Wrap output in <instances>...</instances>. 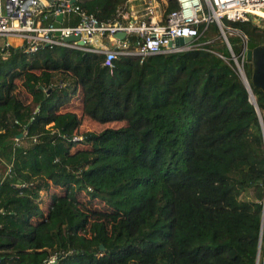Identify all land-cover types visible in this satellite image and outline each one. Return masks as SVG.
I'll return each mask as SVG.
<instances>
[{
	"label": "trees",
	"instance_id": "trees-1",
	"mask_svg": "<svg viewBox=\"0 0 264 264\" xmlns=\"http://www.w3.org/2000/svg\"><path fill=\"white\" fill-rule=\"evenodd\" d=\"M126 1L77 3L112 21ZM176 8L168 0L164 13ZM230 24L264 42V26ZM199 32L219 36L215 23ZM215 52L229 57L213 40L108 66L63 46H0V264L54 252L55 264H256L259 243L262 260L263 130L233 62ZM244 70L264 128V93L249 61ZM77 97L83 116L123 124L79 133L81 117L62 110Z\"/></svg>",
	"mask_w": 264,
	"mask_h": 264
},
{
	"label": "built area",
	"instance_id": "built-area-1",
	"mask_svg": "<svg viewBox=\"0 0 264 264\" xmlns=\"http://www.w3.org/2000/svg\"><path fill=\"white\" fill-rule=\"evenodd\" d=\"M78 0H0V37L8 38L1 47L14 45L33 52L41 47L63 46L105 56L104 65L119 56H136L143 61L147 56L163 53H176L199 47L206 42L199 41V27L215 23L219 39L229 51V57L215 52L225 60L233 62L235 71L244 79L246 63L247 36L230 22L251 20L258 27L264 26V0H175L177 8L164 13L161 1L168 0H127L116 11L112 21H101L94 14L81 9ZM136 5V6H135ZM165 7V6H164ZM162 10L160 16L158 14ZM62 15L60 26L53 23ZM118 31L126 33L124 39L114 37ZM58 32V34H56ZM239 38L240 52H233L228 35ZM76 40L65 41L68 36ZM177 37H191L182 46H168ZM82 41V44L79 43ZM264 43V42H263ZM18 136L15 144L19 142ZM35 140V138H34ZM58 253L49 255L42 264H55ZM264 264V257L260 260Z\"/></svg>",
	"mask_w": 264,
	"mask_h": 264
},
{
	"label": "water",
	"instance_id": "water-1",
	"mask_svg": "<svg viewBox=\"0 0 264 264\" xmlns=\"http://www.w3.org/2000/svg\"><path fill=\"white\" fill-rule=\"evenodd\" d=\"M56 20L53 25L55 27H59L60 26V21L62 20V15H58L56 17ZM56 34H58V32H56ZM126 36V33L123 31H118L114 34V37L117 39H124ZM77 36L71 35L68 37H65L64 40L65 41H72V40H76ZM192 40L191 37H177L175 38L173 41H170L168 43V46H172L173 44L175 46H182L184 44L189 43ZM80 44H82V41H79ZM245 57L246 60L250 62L251 64V75H250V79H251V83L253 85V87L260 89L263 93H264V43H256V42H252V41H248L247 45H246V53H245ZM242 82L244 83L246 90L248 92V96L249 99L251 101V103L254 105L258 117H259V121L263 130V135H264V128H263V123H262V118L260 116V112L258 110L257 104H256V99L252 93L251 87H250V83L248 81V78L245 76L244 79H242ZM21 134L18 135V137H20ZM264 220V200H263V212H262V223ZM101 249H103V246H100ZM259 254H260V243L258 245V250H257V256H256V264H258V259H259Z\"/></svg>",
	"mask_w": 264,
	"mask_h": 264
},
{
	"label": "rangeland",
	"instance_id": "rangeland-1",
	"mask_svg": "<svg viewBox=\"0 0 264 264\" xmlns=\"http://www.w3.org/2000/svg\"><path fill=\"white\" fill-rule=\"evenodd\" d=\"M213 34L211 36L213 38V40H218L219 42H221V40L219 39V36L216 33H213ZM228 37H229V39H230V41L232 43H235V40H236L237 37L234 34L228 35ZM5 41H8V38H1L0 37V44L2 42H5ZM10 43H12V44H14V46H16L15 44L17 43V41L14 40V39H10ZM55 79H56V77H55ZM13 92L21 100H23L25 102H28L31 99V97L26 94L25 90L21 86L20 80L16 81V85H15V88H14ZM62 110L63 111L71 110V111L75 112L78 116L81 117L82 124L79 127V129H78L79 133H83V132H86V131L99 132V131L103 130L104 128H107V127H119V126H121L123 124L122 122L98 123V122H95V121L89 119L86 116H83L79 97L73 99V101L69 104V106L67 108H65V109H62ZM56 192L58 193L60 191H59V189L54 188V187L50 188L47 194H45V192H41V198L44 199V202H42L44 209L47 208V206L49 204L50 194L56 193ZM80 200L85 202L87 200V196L84 193H82L80 195ZM90 206L92 208L100 209V208H102V203L99 200H93V202H92V204Z\"/></svg>",
	"mask_w": 264,
	"mask_h": 264
},
{
	"label": "crops",
	"instance_id": "crops-1",
	"mask_svg": "<svg viewBox=\"0 0 264 264\" xmlns=\"http://www.w3.org/2000/svg\"><path fill=\"white\" fill-rule=\"evenodd\" d=\"M135 6H136V5H135ZM164 6H165V3H163V2L161 1V3H160V9L163 10ZM162 10H160V13L158 14V16H160V14L162 13Z\"/></svg>",
	"mask_w": 264,
	"mask_h": 264
},
{
	"label": "bare ground",
	"instance_id": "bare-ground-1",
	"mask_svg": "<svg viewBox=\"0 0 264 264\" xmlns=\"http://www.w3.org/2000/svg\"><path fill=\"white\" fill-rule=\"evenodd\" d=\"M256 13L264 16V13H262V12L257 11Z\"/></svg>",
	"mask_w": 264,
	"mask_h": 264
}]
</instances>
